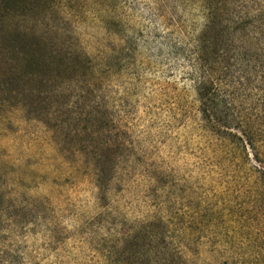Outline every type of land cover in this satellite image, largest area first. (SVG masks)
Masks as SVG:
<instances>
[{"label": "rangeland", "instance_id": "obj_1", "mask_svg": "<svg viewBox=\"0 0 264 264\" xmlns=\"http://www.w3.org/2000/svg\"><path fill=\"white\" fill-rule=\"evenodd\" d=\"M260 4L0 0V264H264Z\"/></svg>", "mask_w": 264, "mask_h": 264}, {"label": "trees", "instance_id": "obj_2", "mask_svg": "<svg viewBox=\"0 0 264 264\" xmlns=\"http://www.w3.org/2000/svg\"><path fill=\"white\" fill-rule=\"evenodd\" d=\"M256 22L259 23L260 27V48L258 49H250L252 52H254L255 57H260V82L264 81V4H260V14L258 17H256ZM258 52V53H257ZM253 57V55H252ZM204 90V87H199L200 93ZM202 99L207 100L206 97H204V94L202 96ZM260 100V104H261ZM264 102V101H263ZM264 104V103H263ZM264 107V105H263Z\"/></svg>", "mask_w": 264, "mask_h": 264}]
</instances>
